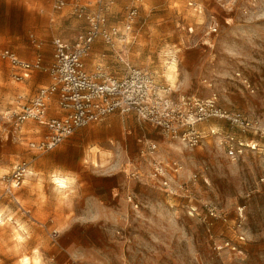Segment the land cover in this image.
Returning <instances> with one entry per match:
<instances>
[{"label": "rangeland", "instance_id": "1", "mask_svg": "<svg viewBox=\"0 0 264 264\" xmlns=\"http://www.w3.org/2000/svg\"><path fill=\"white\" fill-rule=\"evenodd\" d=\"M95 9L94 0H0V51L48 67L53 41L83 34L85 13ZM109 22L125 37L96 43L87 71L101 65L121 77L118 56L125 57L171 85L175 98H215L250 126L210 119L199 125L206 142L186 150L135 116L115 114L41 154L28 144L45 129L26 123L15 132L6 117L38 84L49 85V75L35 71L17 82L0 59V264L36 255L41 264H264V0H113ZM173 57L178 75L169 81ZM231 137L235 157L227 153ZM143 138L157 144L156 155L141 154ZM64 150L74 156L62 175L71 184L58 193L52 179ZM151 160L182 165L170 189L152 180ZM24 163L29 173L15 187L12 172Z\"/></svg>", "mask_w": 264, "mask_h": 264}, {"label": "built area", "instance_id": "2", "mask_svg": "<svg viewBox=\"0 0 264 264\" xmlns=\"http://www.w3.org/2000/svg\"><path fill=\"white\" fill-rule=\"evenodd\" d=\"M96 9L85 13L88 28L72 41L57 38L53 41V63L44 67L41 58L35 63L19 59L12 51H0V59L7 61L15 70L13 79L22 82L33 72L44 71L50 83L38 89L32 99L7 115L14 131H21L26 123H34L45 129V134L36 142L28 144L32 151L50 153L63 145L77 131L102 123L108 117L121 114L133 115L140 123L158 130L170 143L179 144L186 150L202 147L207 136L199 125L210 119L224 120L230 127L247 129L250 123L242 121L240 115L230 113L217 106L215 98L201 100L196 97H174V88L167 82L161 83L154 73L134 68L127 59L118 56V64L125 67L124 74L116 77L103 66L95 71L86 70L84 59L98 42L113 45L115 37L122 40L120 28L109 22L110 6L113 0H94ZM63 3L56 6L60 9ZM80 13L84 9L77 10ZM134 9L128 16L125 30L131 29L136 16ZM54 113V115H52ZM211 135L216 133L211 131ZM26 137L21 135L20 138ZM234 138L227 141V153L235 157L237 147ZM239 146H243L241 143ZM141 154L153 156L158 152L157 144L143 138ZM151 178L161 188L170 189L173 179L182 170L178 161L150 162ZM27 164L18 165L12 172L15 187L23 183L29 173ZM194 178V177H193ZM195 179V178H194ZM210 217H217V209H208Z\"/></svg>", "mask_w": 264, "mask_h": 264}, {"label": "bare ground", "instance_id": "3", "mask_svg": "<svg viewBox=\"0 0 264 264\" xmlns=\"http://www.w3.org/2000/svg\"><path fill=\"white\" fill-rule=\"evenodd\" d=\"M174 61H169L166 63V77L169 81H173L177 77V71H176V66H175V58L173 57ZM95 166H99V164L94 161ZM53 184L56 186V191L58 193H62L65 190L69 189V186L71 184V179L70 178H65L63 176L55 174V176L52 179ZM1 212H0V223L4 224L3 219L1 218ZM38 253V252H36ZM22 264H41L39 257L36 255L32 259L29 257H23L21 259Z\"/></svg>", "mask_w": 264, "mask_h": 264}, {"label": "crops", "instance_id": "4", "mask_svg": "<svg viewBox=\"0 0 264 264\" xmlns=\"http://www.w3.org/2000/svg\"><path fill=\"white\" fill-rule=\"evenodd\" d=\"M43 61H44V64L45 65H50L52 63V56L50 57H46L45 55L43 56ZM37 74V73H36ZM35 75V73H34ZM47 75V74H46ZM48 77V75H47ZM43 83H48L49 84V77L47 78V81H43ZM42 86H45L44 84L40 83L37 85V88H41ZM38 89L36 90V92L38 91ZM36 94V93H35ZM34 94V95H35ZM32 98V97H31ZM52 115H54V113H52ZM40 129V128H39ZM42 129V128H41ZM90 143L93 142V140L90 138V140H88ZM98 141V139H96V142ZM74 141H70L69 144H73ZM90 145V144H89ZM67 148V147H66ZM62 153L64 154L62 157H61V160L59 161H56L55 162V165H56V168H57V171L61 174L60 176L62 175H66L68 172V167L70 166L74 156L70 153H67V150H64L62 151ZM98 159V158H97ZM100 161V159H98V162ZM102 167H100L99 169H92L93 172H99V173H102L104 171L101 170ZM58 175V174H57ZM65 177V176H64ZM37 211H39L41 214H44V215H48L49 214V210H45V209H38ZM53 214V213H52Z\"/></svg>", "mask_w": 264, "mask_h": 264}]
</instances>
